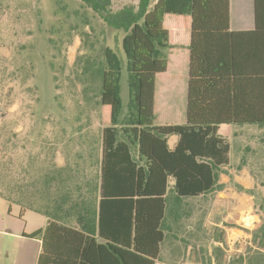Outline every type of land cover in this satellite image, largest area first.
I'll return each mask as SVG.
<instances>
[{
  "label": "trees",
  "instance_id": "16d2710c",
  "mask_svg": "<svg viewBox=\"0 0 264 264\" xmlns=\"http://www.w3.org/2000/svg\"><path fill=\"white\" fill-rule=\"evenodd\" d=\"M82 2L98 13L101 8L100 16L118 28L131 21L126 15L130 10L110 13L109 0ZM139 2L123 40L128 58L126 114L123 64L117 53L105 45L85 68L97 83L95 104L101 116V141L92 144L90 171L59 167L48 156L27 170L28 178L6 183L0 164V197L10 203V212L19 205L21 217L33 211L48 218L44 230L25 235L42 240L38 264L162 261L168 239H178L174 230L180 233L193 216L189 201L227 186L219 182L222 174H229L224 168L231 166L233 147L219 135L220 127L264 128V0H255L256 30L242 33L230 31L229 0ZM185 49L188 80L180 54ZM182 78L188 81L186 111L179 104ZM89 90L85 88V95ZM180 117L185 120L176 124ZM159 120L164 124H157ZM172 136L179 139L174 149L168 143ZM5 144L0 142V156ZM241 163L246 164V157ZM230 180L238 192L253 196L255 209L264 214L258 187L246 189ZM95 236L105 243L98 244ZM204 237L208 239L205 231ZM220 239L225 242L224 236ZM208 244L194 250L204 262L214 258L215 264H264V221L245 253L229 258L225 248L209 251Z\"/></svg>",
  "mask_w": 264,
  "mask_h": 264
},
{
  "label": "rangeland",
  "instance_id": "374dc122",
  "mask_svg": "<svg viewBox=\"0 0 264 264\" xmlns=\"http://www.w3.org/2000/svg\"><path fill=\"white\" fill-rule=\"evenodd\" d=\"M153 5L151 1L149 9ZM107 6L115 16L124 10L132 12L126 14L131 21L125 28L107 23L103 15L100 16L101 8L99 14L82 0H0V142L6 143L2 147L0 164L6 183L19 177L28 178L27 170L39 167L48 156L59 167L69 165L81 172L90 171L92 144L95 139L101 141V116L100 107L95 104L99 99L97 83H93L85 68L105 45L122 60V98L124 114L127 113L128 58L123 40L139 11L140 2L109 0ZM57 85H62V89ZM180 85L184 92H180L179 104L182 111L183 106L186 111L184 78ZM85 88L90 89L88 95H85ZM89 97L91 102H88ZM8 102L13 104H6ZM180 118L174 122L183 123L185 119ZM157 124L164 123L159 120ZM229 128L231 130H227ZM229 128L222 126L219 134L234 144L233 167L257 149L258 153L251 159L255 168L252 172L258 175L261 183L264 181V130L261 132L258 127L250 126L244 130L243 126ZM225 170L230 172L231 168ZM258 191L261 195L264 188L259 186ZM215 195L189 201L187 209L193 216L185 221L180 233L174 230L178 239H168L164 245V259L169 263L215 264L214 258L204 262L194 253L206 241L209 251L220 246L226 249L228 257L236 255L228 247L227 230L240 226L234 222L219 225L221 217L211 214ZM10 207V203L0 197V264H34L37 242L10 234L22 237L25 232H38L44 228L46 217L33 211H26L21 217L19 205H13L11 212ZM255 212L263 214L259 209ZM263 221V216L261 221L257 218L247 220L252 230H243L250 234L251 241L253 232ZM222 236L223 243L220 242Z\"/></svg>",
  "mask_w": 264,
  "mask_h": 264
},
{
  "label": "crops",
  "instance_id": "0c3cea01",
  "mask_svg": "<svg viewBox=\"0 0 264 264\" xmlns=\"http://www.w3.org/2000/svg\"><path fill=\"white\" fill-rule=\"evenodd\" d=\"M229 4H230V7H229L230 31L235 32V33L255 31L257 27L255 0H229ZM188 43H189V39L186 41L185 44L187 45ZM180 54L182 55V59H183L182 69L183 71H185L186 73L185 75H187L186 79L188 80L189 51L187 49H185L184 52L181 50ZM187 82H186V85H187ZM224 126H227L229 128V126H236V125H224ZM247 126L258 127L259 131L261 132L262 130H264V128H261L255 125L243 126L244 128H242V130L249 129V128H246ZM250 129L258 130L256 128H250ZM227 130H231V128ZM178 140H179L178 136H172L169 138L168 143H169L170 149L175 148L176 144L178 143ZM229 142L232 144V147H233L232 152H231V156H232V153L234 150V144L231 141ZM262 150H264V148H262ZM247 151L249 153L250 149H248ZM257 153H258L257 149H253L249 153L248 157H246V164L240 163L238 166H236V168L233 167L232 162H231V166H230L231 171L228 172L229 174H222L220 178V182H219L221 184H226L227 186L223 191L217 192L215 195V199L212 201L211 214H213L214 216L221 217V221L219 222V225H224L227 222H234L237 225H239L240 228H242V229L234 228L231 230L230 229L227 230L228 247L230 248V250L235 251L236 254L245 253L247 247L249 245H252L250 234L246 233L243 230V229L252 230L249 227V225H247L246 223L247 220L254 219V218L256 220L257 218L259 221H261V218L262 216L264 217V214H259L255 212L254 197L248 194H245V193L238 192L234 188V186L231 184L230 177H233V181L236 184L241 185L242 187L246 189H254L255 187H259L260 186L259 177L258 175L252 172L255 168L252 167L253 163H251L252 156ZM226 168H229V167H225L224 169ZM259 169L262 170L261 166H259ZM262 194H263V199H264V192H262ZM255 222L253 226L255 225ZM47 224H48V218L46 217L44 221V228H41L40 230H44ZM36 232L37 231L32 232L31 234L36 233ZM31 234H27L25 232L22 234V237H20L19 234H16V233H11L10 235L11 236L13 235L14 238H18V239L21 238L22 240L27 239V240H31L32 242H37L38 250H37V253L35 254L34 264H38L40 254L42 252L43 243H42V240L40 239H33L28 236H25V235H31ZM94 238L97 240L98 244L105 243V241L98 238L97 236H95ZM231 257L232 256H229V258ZM156 264H171L166 259H164V247H163V260L158 261Z\"/></svg>",
  "mask_w": 264,
  "mask_h": 264
}]
</instances>
